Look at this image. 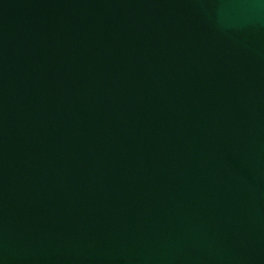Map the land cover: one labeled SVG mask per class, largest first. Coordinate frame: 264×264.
I'll return each mask as SVG.
<instances>
[{"label": "water", "instance_id": "water-1", "mask_svg": "<svg viewBox=\"0 0 264 264\" xmlns=\"http://www.w3.org/2000/svg\"><path fill=\"white\" fill-rule=\"evenodd\" d=\"M0 264H264V0H0Z\"/></svg>", "mask_w": 264, "mask_h": 264}]
</instances>
